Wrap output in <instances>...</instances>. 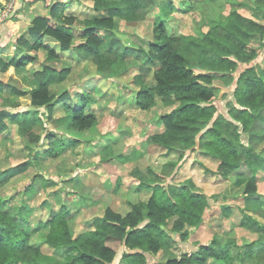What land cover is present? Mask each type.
<instances>
[{
  "label": "trees",
  "instance_id": "trees-1",
  "mask_svg": "<svg viewBox=\"0 0 264 264\" xmlns=\"http://www.w3.org/2000/svg\"><path fill=\"white\" fill-rule=\"evenodd\" d=\"M208 2L210 0H180L177 9L193 13ZM87 3L95 13L91 17L93 26L85 31V42L74 46L73 35L56 26L59 21L71 25L89 19L86 14L69 10L74 4ZM226 3L227 8L221 12L223 20L207 31L203 30L202 21L198 34L192 35L189 43L183 45L179 37L169 34L164 22L157 24L160 11L164 7H174L172 0L57 2L51 6L52 19L37 17L29 28L30 39L19 41V51L25 52L11 57L0 56V72L6 73L13 67L30 89L35 107L47 105L49 117L55 118L56 125L84 133L98 125L96 114L89 111L95 98L88 92H71L69 89L60 92L56 86L67 82L84 61L95 63L101 71L123 62L128 48L121 52L114 43L116 24L154 18L156 26L150 51L139 48L137 52H146L145 61L150 65L158 63L159 67L153 72L155 85H142L137 92V105L148 111L156 104L157 97L168 105L179 104L162 116L165 130L151 135L149 141L175 158L167 161L160 172L152 168H148L147 173L139 168L133 171L139 182L136 191L150 192L149 199L131 202L126 215L107 209L99 228L76 235L67 208L52 211L44 224L31 230L23 216L7 207L9 200L0 197V264H40L45 252L33 240L42 228L47 230L43 235L44 245L54 251L51 257L56 264H111L120 245L129 249L123 253V262L148 264L147 254L161 252L175 235L186 242L190 234L188 224L203 219L210 197L192 182L170 185L167 179L171 176L169 170L175 171L186 152L196 148L217 162L215 171L206 168L209 173L226 179L236 173L238 181L244 182L245 194L257 193L255 165L264 153V147H261L264 144V69L249 66L239 72L238 79L234 80L233 99L227 115L219 113L215 104L218 88L215 81L231 82L240 67L259 56L258 42L260 49H264V23L258 20L264 18V0H255L253 6L235 0H226ZM103 31L109 33L106 39L98 36ZM70 51L67 67L40 62L41 52H45L46 61L57 62ZM2 85L0 80V89ZM0 99L4 102V98ZM75 100L77 104H73ZM27 113L0 112V131L6 129L4 121L10 117L24 127L25 136L31 137V130L26 127L30 121ZM30 141L36 145L30 148L36 151L32 159L37 166L42 160L61 157L69 145L68 140L49 130L42 143L40 136H33ZM75 141H71V145L80 143ZM7 180L9 176L0 174V187L7 184ZM34 181H41L43 189L53 183L40 173L35 175ZM36 189L35 184H30L25 191L30 194ZM243 212V221L233 227L232 234L254 233L257 235L255 240L239 243L235 238L222 245L214 238L211 243L200 245L196 252L184 253L166 264H264V225L245 210ZM57 251L61 255H57Z\"/></svg>",
  "mask_w": 264,
  "mask_h": 264
},
{
  "label": "rangeland",
  "instance_id": "rangeland-1",
  "mask_svg": "<svg viewBox=\"0 0 264 264\" xmlns=\"http://www.w3.org/2000/svg\"><path fill=\"white\" fill-rule=\"evenodd\" d=\"M9 1L15 9L16 0ZM38 1L40 0L31 3ZM172 1L173 8L164 7V10L158 13L161 17L157 24L164 22L169 34L179 37L183 45L189 43L192 35L198 34L202 21V28L207 31L213 24L223 20L224 15L221 12L227 8L226 0H210L193 13L180 12L177 9L180 0ZM235 1L250 6L255 2ZM43 2L46 3V0ZM41 5L43 6V3ZM41 10V7L35 8L25 14V18L19 19L16 15L23 10H16L10 20H23L24 24L29 23L30 28L37 17L52 19L51 13L42 15ZM69 10L90 16L89 19L75 21L71 25H64L59 21L56 26L72 34L73 45L77 46L85 42V31L93 26L91 17L95 13L88 3L74 4ZM247 15H250L249 12ZM258 20L264 23V18L259 17ZM155 26L154 18L116 24L114 43H117L121 52L128 48L123 62L120 61L115 67H105L101 71L95 63L84 61L67 82L56 86V90L60 92L66 89L71 92H88L95 98L89 111L96 114L98 125L91 131L76 133L56 125L55 118L49 117L50 110L47 105H33L29 95L30 89L23 84L13 67L6 73L0 72L3 84L0 98H4V102L0 99V112H12L17 115L28 112L30 121L26 127L31 130L33 136L41 137V143L45 140L47 130L69 142L61 157L42 160L37 166L32 159L36 151H31L30 148L36 146L30 141L33 136H25L24 127L10 117L4 121L6 129L0 131V174L9 176V180L0 187V197L9 200L7 207L23 216L29 229L33 230L39 227V224H44L52 211H59L62 207L68 209L69 216L72 217L71 228L76 235L99 228L107 209L126 215L131 209V202L144 201L150 197V192L136 191L139 182L133 176V171L139 168L147 173L148 168H152L155 172H160L167 161L175 158L174 155H166L165 149L149 141L151 135L165 130L162 116L170 113L179 104L168 105L164 99L157 97L156 104L150 110L143 111L136 101V94L142 85H155L153 72L159 64L150 65L145 61L146 52L150 51V42L154 38ZM26 28L24 27V30ZM108 34L103 31L98 36L106 39ZM256 47L260 50L259 56L247 66L240 67L233 74L232 81L229 80L231 82L215 81L218 86L215 104L219 113L227 115L229 112V104L233 99L232 91L235 88L234 80L238 79L239 72L249 66L264 69V49H260L259 42ZM139 48L146 52H137ZM132 50L134 52L129 53ZM13 52L19 55L14 50H4L6 54ZM70 53L71 51L65 52L61 61L50 62L46 61L45 52H41L40 62L58 68L67 67L69 63L66 59ZM195 73L198 74L199 71ZM73 104H77V101H73ZM56 116H60L59 113H56ZM73 140L80 143L71 145ZM244 141L249 143L246 138ZM261 147H264V144ZM255 167L258 174L257 193L248 195L244 193V182L238 181L236 173L228 179L209 173L206 168L215 171L217 162L199 153L198 148L187 151L176 170H169L171 176L167 181L170 185L192 182L193 186L210 197V205L202 220L188 224L190 234L186 242L175 235L174 240L168 241L161 252L147 254L148 264H166L168 260L180 258L184 253L192 254L200 245L209 244L214 238L222 245L235 238L239 243L255 240L257 235L254 233L232 234L233 227L242 223L244 210L264 225V153ZM37 173L45 175L53 183L43 189L41 181H34ZM30 184H35L37 189L27 194L25 190ZM46 232V229H40L33 242L45 252L40 264H56L51 257L54 251L44 245L43 235ZM128 250L123 245L117 246V253L111 264H126L122 257ZM56 254L61 255V252L57 251Z\"/></svg>",
  "mask_w": 264,
  "mask_h": 264
},
{
  "label": "crops",
  "instance_id": "crops-1",
  "mask_svg": "<svg viewBox=\"0 0 264 264\" xmlns=\"http://www.w3.org/2000/svg\"><path fill=\"white\" fill-rule=\"evenodd\" d=\"M35 0H16L15 9L16 10H23L17 13V19L19 18H25L29 11L34 10L35 8L41 7V14L42 15H48L51 13V7L57 2L62 3H71L72 0H46V3L43 2V0L38 1L37 3L32 4L31 2H34ZM10 2L9 0H0V3H6ZM43 3V6L41 5ZM14 9V13L15 10ZM38 12V11H37ZM14 13L11 14V17L14 15ZM10 17V19H11ZM8 20L0 27V56L2 57H11L14 55H17L15 52L11 54L4 53V50L10 49L18 52V54H21L25 51H19V41L22 38L30 39L29 34V23L24 24L23 20L19 21L16 18L13 20ZM29 19V16H28ZM24 27H27L24 30ZM2 73V72H1ZM199 249V247H198Z\"/></svg>",
  "mask_w": 264,
  "mask_h": 264
},
{
  "label": "built area",
  "instance_id": "built-area-1",
  "mask_svg": "<svg viewBox=\"0 0 264 264\" xmlns=\"http://www.w3.org/2000/svg\"><path fill=\"white\" fill-rule=\"evenodd\" d=\"M13 10L14 5L12 2H6L0 5V27L10 19Z\"/></svg>",
  "mask_w": 264,
  "mask_h": 264
}]
</instances>
